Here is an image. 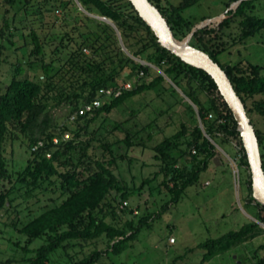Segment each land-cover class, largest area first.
Returning <instances> with one entry per match:
<instances>
[{
  "label": "trees",
  "instance_id": "obj_1",
  "mask_svg": "<svg viewBox=\"0 0 264 264\" xmlns=\"http://www.w3.org/2000/svg\"><path fill=\"white\" fill-rule=\"evenodd\" d=\"M150 1L178 39L184 38L197 22L210 18L192 20L183 16V10L199 0H181L178 5L165 7L158 0ZM5 3L18 4L17 13L36 16L38 25L29 26L27 33L22 31L20 46L13 49L14 73L8 82L0 83V210L12 208L15 199L12 195L21 190L28 196L36 191L47 192L52 186L60 191L59 198H50L52 204L43 206L37 216L26 222L12 221L14 230L26 236L22 251L25 255L32 253L23 256L20 262L49 264L58 250L66 252L71 246L104 237L105 250L95 247L73 263L95 264L103 254H121L141 228L149 227L155 213L141 215L137 221L122 220L132 210L121 204L133 192L116 177L117 159L112 150V146L121 142L126 147L145 149V144L133 140L144 126L135 132L124 128L123 138L109 141L101 136L100 127L91 129L90 125L129 99L160 85L177 94L167 79L192 103L180 96L194 124L181 121L173 134L163 135L149 147L159 167L154 179L160 176L158 187L170 195V201L163 207L177 203L186 188L198 181L208 162L216 156L220 159L215 144L221 149L228 145L234 156L239 157L235 165L239 184L243 173L245 205L251 206L253 217L264 224V206L252 197L248 162L235 120L214 81L203 70L184 63L161 47L128 0H5ZM60 11L69 29L58 35L49 19ZM223 14L225 17L195 29L190 44L207 53L225 71L252 123L253 112L264 115L262 66L249 61L224 64L219 56L264 29V0H227ZM101 17L111 20L114 26ZM0 22L3 34L14 19L9 21L2 16ZM22 47H27L26 53L19 52ZM26 67L30 73L20 76ZM125 82L130 84L129 89H123ZM101 90L111 93L104 95ZM102 96L105 99L100 107L75 115L70 121L69 117L80 106ZM63 105L68 107V114L57 120L52 109ZM121 124L115 123L113 128L118 129ZM253 127L264 170V133ZM17 141L25 146L27 157L22 168L13 170L8 166L7 149ZM95 147L100 148V154L94 152ZM150 180L144 178L142 183ZM260 235L263 242L258 248L264 251V229L252 220L237 230L208 238L197 245L203 251L199 264ZM38 238L43 243L29 248ZM257 263L264 264V252Z\"/></svg>",
  "mask_w": 264,
  "mask_h": 264
},
{
  "label": "rangeland",
  "instance_id": "obj_2",
  "mask_svg": "<svg viewBox=\"0 0 264 264\" xmlns=\"http://www.w3.org/2000/svg\"><path fill=\"white\" fill-rule=\"evenodd\" d=\"M180 1L158 0L163 7L168 4L178 5ZM226 1L199 0L184 9L182 14L192 20L210 17L209 19L213 18V20L209 23H213L223 14ZM18 6L16 3L8 5L5 0H0V21L2 16L9 21L14 19L13 25L3 34L0 33L1 84L8 82L11 74L14 73L13 49L20 46L22 31L27 33L29 26L38 25L36 16L31 14L20 16L17 13ZM63 18L60 11L54 12L49 19L58 35H61L63 29H69ZM1 24L2 22L0 26ZM15 26L19 29H14ZM21 27L25 29L22 30ZM10 41L15 44L12 45ZM27 47L19 48V52L26 53ZM219 61L224 64L249 61L261 65V75L264 76V29L246 43L230 47L219 56ZM30 71L26 67L20 76H27ZM180 96L182 97L178 91L176 94L166 85H160L154 90L129 99L106 117L91 123V129L100 127L101 136L108 138L109 141L123 138L124 128L135 132L144 126L138 138L133 140L145 144V149L140 146L126 147L122 142L112 146L113 154L117 159L114 173L124 186L133 192L126 201L132 213L124 214L122 220L133 218L137 221L141 215L155 213L150 219L149 227L141 228L136 239L128 243L121 254H103L95 264H170L173 261L175 264H199L203 251L197 248L198 244L208 238H216L228 231L237 230L242 224L255 220L254 209L245 205L246 190L243 173H240L241 184L239 179L236 180L234 177L235 161L239 157L234 156L228 145H223V150H219L220 159L216 156L218 164L214 160L209 161L207 168L200 173L198 181L186 188L178 202L163 207L170 201V195L158 187L161 177L154 179V173L158 172L159 167L152 158L153 153L149 147L163 135L173 134L181 121H185L190 126L194 124L191 113L180 102ZM67 114L68 107L65 105L52 109V115L57 120ZM131 115L133 116L130 117ZM71 116L70 121L74 119ZM251 120L253 125L264 133V115L253 112ZM118 122H122V126L118 129L113 128ZM150 122L151 126H146ZM232 144L234 146V143ZM93 150L96 154L101 153L100 148L95 147ZM26 155L25 146L20 141L15 142L13 147L7 149L9 168L13 170L22 168L26 163ZM144 178L151 180L144 184L142 183ZM51 188L47 192L36 191L31 196L26 195L24 190L18 191L12 195L15 198L13 207L7 211L0 210V264H24L20 262L22 257L32 254H24L21 247L26 244V236L14 230L11 223L14 220L26 222L37 216L43 206L51 205L50 198H59L60 193L58 187ZM56 200L59 202L60 199ZM134 210H137V213L133 212ZM262 242V235L257 236L214 256L203 264H258L257 260L264 252L258 248ZM42 243V239H35L29 248H36ZM95 247L105 250L106 239L103 237L95 241L83 242L81 246L74 245L67 248L66 252L58 250L50 257L49 264H73ZM8 260L12 261L7 263Z\"/></svg>",
  "mask_w": 264,
  "mask_h": 264
},
{
  "label": "water",
  "instance_id": "obj_3",
  "mask_svg": "<svg viewBox=\"0 0 264 264\" xmlns=\"http://www.w3.org/2000/svg\"><path fill=\"white\" fill-rule=\"evenodd\" d=\"M138 16L146 23L153 32L159 45L170 53L177 56L184 63L201 69L206 72L214 81L219 94L230 109L236 123V129L242 142V146L248 162L249 172L251 176V194L253 199L264 206V170L262 167V159L259 149V143L255 133V129L248 117L244 104L233 88L231 81L220 65L213 61L207 53L190 44V39L195 29L209 23L212 19L201 21L193 26L191 31L182 39H178L168 25L165 17L160 13L159 9L150 0H128ZM79 4V3H78ZM237 3L234 5V7ZM82 9V8H80ZM220 17H225L222 14ZM101 19L113 25L111 20L101 17ZM114 26V25H113ZM122 50H125L122 48ZM160 72V71H159ZM172 86L184 97L190 104V100L169 80ZM198 125L202 128L201 120L198 117ZM207 139L211 141L209 136ZM215 144V143H214ZM218 150H222L215 144ZM214 161L218 164V158ZM262 228L264 224L258 220H254ZM235 258V256H234Z\"/></svg>",
  "mask_w": 264,
  "mask_h": 264
},
{
  "label": "built area",
  "instance_id": "obj_4",
  "mask_svg": "<svg viewBox=\"0 0 264 264\" xmlns=\"http://www.w3.org/2000/svg\"><path fill=\"white\" fill-rule=\"evenodd\" d=\"M129 88H130V84H129V83H125V84H123V89H129ZM100 92H101V93L103 92L104 95H109V94L111 93V91H109V90H107V91H103V90H101ZM104 97H105V96L97 97V98L92 99L91 101H89V102L83 104L82 106H80V107L78 108V110L75 112V114L72 115L73 118L75 117V115H82V114H84V113L90 112V111H91L92 109H94V108L100 107V106L102 105L104 99H105ZM72 116H71V117H72ZM65 137H67V135H65ZM54 142L56 143L57 140L54 139ZM39 144H41V143H39ZM33 149H34V148H33ZM236 172H238L237 168H236V171H235V173H234V177H235L236 180H238V178H237L238 173H237V176H236ZM126 205H128V203H127L126 201H124V202H122L121 207H122V206H126ZM133 212L137 213V210H134Z\"/></svg>",
  "mask_w": 264,
  "mask_h": 264
}]
</instances>
